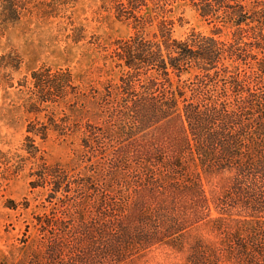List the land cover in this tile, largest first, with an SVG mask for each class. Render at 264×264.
<instances>
[{
  "label": "trees",
  "instance_id": "16d2710c",
  "mask_svg": "<svg viewBox=\"0 0 264 264\" xmlns=\"http://www.w3.org/2000/svg\"><path fill=\"white\" fill-rule=\"evenodd\" d=\"M177 3L210 33L174 38L167 14ZM30 5L0 0V30ZM99 11L132 28L103 47L118 82L98 86L91 69L76 81L69 68L41 65L18 83L32 116L25 155H2L1 167L30 163L29 188L45 193L16 255L0 264H127L156 247L182 251L189 239L187 264H264V0H100ZM73 30L76 44L83 29ZM0 61L21 64L12 53ZM51 134L79 140L85 173L40 154L35 140ZM200 171L229 174L216 217ZM208 223L218 245L193 235Z\"/></svg>",
  "mask_w": 264,
  "mask_h": 264
},
{
  "label": "rangeland",
  "instance_id": "374dc122",
  "mask_svg": "<svg viewBox=\"0 0 264 264\" xmlns=\"http://www.w3.org/2000/svg\"><path fill=\"white\" fill-rule=\"evenodd\" d=\"M33 6L17 24L0 30V60L12 53L21 61L17 70L0 66V260L10 253L16 255V248L20 246L17 239L22 236L25 223L32 221L33 214L42 211L45 193L42 189L29 188L30 163L23 170L9 174L1 167L2 155H25L22 150L25 128L32 116L24 113L25 88L18 83L25 78L30 82V72L41 65L54 69L69 68L76 81L91 69L93 72L89 77L98 86L105 80L116 83L120 70L112 61L104 59L106 52L103 47L109 51L115 40L132 34L128 23L99 11L100 0H31L30 7ZM167 18L174 23V38L181 39L192 29L204 34H209L212 29L185 3L174 5ZM74 27L83 29V39L76 44L70 37ZM154 30L155 24L147 31ZM226 36L227 31H223L221 38ZM97 67L102 69L100 75L95 72ZM35 145L48 163L75 168L80 173L87 171L78 155V139L62 141L51 134L46 141L36 139ZM199 174L212 216L216 217L218 214L214 207L227 187L229 174L201 171ZM12 203L16 205L15 209H11ZM193 235L215 245L222 240V236L213 230L212 223L193 230ZM192 242L193 239H189L182 251L168 246L156 247L144 257L127 264H187V248Z\"/></svg>",
  "mask_w": 264,
  "mask_h": 264
}]
</instances>
